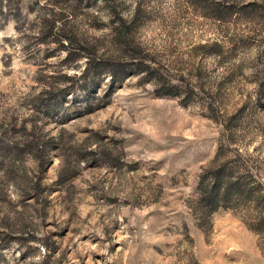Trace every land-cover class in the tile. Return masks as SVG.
Instances as JSON below:
<instances>
[{
	"label": "rangeland",
	"instance_id": "374dc122",
	"mask_svg": "<svg viewBox=\"0 0 264 264\" xmlns=\"http://www.w3.org/2000/svg\"><path fill=\"white\" fill-rule=\"evenodd\" d=\"M216 156L264 191V0H0V264H264L243 212L195 206Z\"/></svg>",
	"mask_w": 264,
	"mask_h": 264
},
{
	"label": "trees",
	"instance_id": "16d2710c",
	"mask_svg": "<svg viewBox=\"0 0 264 264\" xmlns=\"http://www.w3.org/2000/svg\"><path fill=\"white\" fill-rule=\"evenodd\" d=\"M217 14L220 18L224 17L220 11ZM43 23V33L45 28H48L47 34H52L54 21L44 19ZM116 30L120 38L115 42L116 47L120 50L118 52L119 57L127 56L128 52H131L129 58L131 62H134L136 70L142 73L144 77L154 80L156 95H178L177 85L172 83L167 75L160 73L159 64L152 63L155 59L142 51V48L129 38V30L124 20H120V25ZM60 46L68 49L64 42H61ZM94 48H96L95 45L82 42L74 55L75 57L82 54L89 55V53L95 52ZM67 53L73 55L69 51ZM86 62L89 64V59ZM112 74L116 76L113 69ZM62 77H66V75L63 74ZM55 90V87H51V89H46L45 93L53 95ZM254 166L253 163L248 164V161L246 162L241 158L219 161L216 156L199 174L195 200L196 208L205 217L220 208L243 212L247 225L256 233L264 234L263 183L254 170Z\"/></svg>",
	"mask_w": 264,
	"mask_h": 264
}]
</instances>
